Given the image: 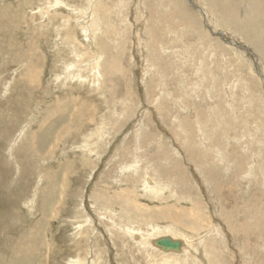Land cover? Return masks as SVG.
Masks as SVG:
<instances>
[{"label": "rangeland", "instance_id": "obj_1", "mask_svg": "<svg viewBox=\"0 0 264 264\" xmlns=\"http://www.w3.org/2000/svg\"><path fill=\"white\" fill-rule=\"evenodd\" d=\"M255 8L0 0V264H264Z\"/></svg>", "mask_w": 264, "mask_h": 264}, {"label": "bare ground", "instance_id": "obj_2", "mask_svg": "<svg viewBox=\"0 0 264 264\" xmlns=\"http://www.w3.org/2000/svg\"><path fill=\"white\" fill-rule=\"evenodd\" d=\"M58 1V0H57ZM242 0H232V2L234 3V5H236V6H238L239 5V3L241 2ZM249 1H252V2H254V3H256V5H257V8H255V10L256 11H258V10H260L261 9V12H262V14H263V16H264V0H248V2ZM33 69V68H32ZM12 109V108H11ZM15 119V118H14ZM14 121V120H13ZM12 124V123H11ZM8 134V133H7ZM6 134V135H7ZM147 184V188H148V190L150 191H153V192H157V189H156V187L154 188V189H152V187L150 188V181L149 180H147V182H146ZM260 218V217H259ZM257 223V222H256ZM261 225V224H260ZM153 230H155L154 232H155V234H151L150 235V237L151 238H146L144 241L145 242H147V244L148 245H150L151 244V242H152V244L154 243V241L155 240H157V239H159V238H162V237H157V236H163V235H165V233L166 232H172V233H174L175 231H174V229H173V227L172 226H170V225H166L163 229H161V228H159V227H156L155 229H153ZM134 231H133V229H128L127 230V234H129L130 236H132V237H134L135 236V233H133ZM161 232H163L164 234H159V233H161ZM141 233V232H140ZM152 233V232H151ZM159 234V235H158ZM156 235V236H155ZM173 235V234H172ZM181 235V234H180ZM154 236V237H153ZM182 236V235H181ZM84 237V236H83ZM165 237H171L172 239H174L172 236H165ZM140 239V238H139ZM181 239H183V241L182 240H179V239H175V240H179L180 241V248H179V250H177V251H172V250H170V251H165V250H163L162 248H160V247H158V246H152L155 250H157V251H160V252H162V254L164 255L163 257H165V258H167V257H169V254H179L180 252H182V253H184V251H186V250H189V251H191L195 256H197L198 258H200V260H202L203 261V264H206L207 262H206V258H205V256H206V253H204L205 252V250H203V248L202 247H199L198 248V251L196 250V249H194V248H192L191 247V244H190V242H187L188 240V238L186 239V237L184 238V237H182ZM187 241H186V240ZM140 243V242H139ZM189 243V244H188ZM15 246V245H14ZM206 248V247H205ZM27 249H28V247H27ZM184 249H186V250H184ZM179 252V253H178ZM32 254V253H31ZM185 264V263H184Z\"/></svg>", "mask_w": 264, "mask_h": 264}, {"label": "water", "instance_id": "obj_3", "mask_svg": "<svg viewBox=\"0 0 264 264\" xmlns=\"http://www.w3.org/2000/svg\"><path fill=\"white\" fill-rule=\"evenodd\" d=\"M154 244L165 251H177L180 248V241L171 237H162L154 241Z\"/></svg>", "mask_w": 264, "mask_h": 264}]
</instances>
